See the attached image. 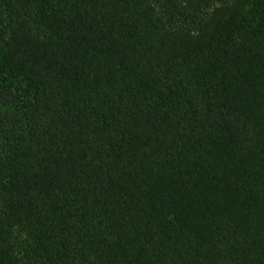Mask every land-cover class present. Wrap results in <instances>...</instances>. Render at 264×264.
Wrapping results in <instances>:
<instances>
[{"label": "trees", "instance_id": "16d2710c", "mask_svg": "<svg viewBox=\"0 0 264 264\" xmlns=\"http://www.w3.org/2000/svg\"><path fill=\"white\" fill-rule=\"evenodd\" d=\"M0 264H264V0H0Z\"/></svg>", "mask_w": 264, "mask_h": 264}]
</instances>
